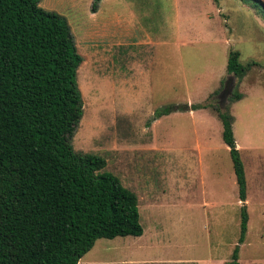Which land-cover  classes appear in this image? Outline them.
<instances>
[{"label":"rangeland","instance_id":"obj_1","mask_svg":"<svg viewBox=\"0 0 264 264\" xmlns=\"http://www.w3.org/2000/svg\"><path fill=\"white\" fill-rule=\"evenodd\" d=\"M40 0L82 61L71 143L137 197L139 236L96 239L78 264H264V16L243 0ZM264 6V0H259ZM124 38L123 41H121ZM255 61L219 103L229 50ZM241 94L231 101L232 93ZM211 106L183 110L181 104ZM174 107L155 117L159 108ZM228 109L246 180L238 199L215 108Z\"/></svg>","mask_w":264,"mask_h":264},{"label":"trees","instance_id":"obj_2","mask_svg":"<svg viewBox=\"0 0 264 264\" xmlns=\"http://www.w3.org/2000/svg\"><path fill=\"white\" fill-rule=\"evenodd\" d=\"M39 1L0 0V264H78L96 239L142 234L136 195L101 171L106 164L101 156L72 147L82 116L76 80L82 58L66 18ZM243 1L264 16L259 0ZM238 56L230 49L225 64V74L237 81L257 64H241ZM240 97L235 91L231 101ZM214 108L244 203L246 180L232 116L228 109ZM171 109L159 108L154 116ZM239 218L237 243L223 264H240L245 204Z\"/></svg>","mask_w":264,"mask_h":264},{"label":"water","instance_id":"obj_3","mask_svg":"<svg viewBox=\"0 0 264 264\" xmlns=\"http://www.w3.org/2000/svg\"><path fill=\"white\" fill-rule=\"evenodd\" d=\"M233 76H231V77H227L226 79H225V82H224V84H223V87H222V89L220 90V92H219V94H218V98H219V103H220V105H221V102H222V99L224 98V96L228 93V92H230L231 91V87H232V82H233ZM179 107L181 108V109H183V110H186V109H188V106L187 105H185V104H181V105H179ZM175 109V108H174Z\"/></svg>","mask_w":264,"mask_h":264},{"label":"crops","instance_id":"obj_4","mask_svg":"<svg viewBox=\"0 0 264 264\" xmlns=\"http://www.w3.org/2000/svg\"><path fill=\"white\" fill-rule=\"evenodd\" d=\"M124 40V38L121 40V41H123ZM190 108H188V109H186V110H189ZM174 110H176V109H174Z\"/></svg>","mask_w":264,"mask_h":264},{"label":"flooded vegetation","instance_id":"obj_5","mask_svg":"<svg viewBox=\"0 0 264 264\" xmlns=\"http://www.w3.org/2000/svg\"><path fill=\"white\" fill-rule=\"evenodd\" d=\"M220 101V100H219Z\"/></svg>","mask_w":264,"mask_h":264}]
</instances>
